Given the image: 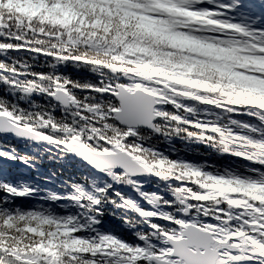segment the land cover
<instances>
[{
	"label": "trees",
	"instance_id": "trees-1",
	"mask_svg": "<svg viewBox=\"0 0 264 264\" xmlns=\"http://www.w3.org/2000/svg\"><path fill=\"white\" fill-rule=\"evenodd\" d=\"M72 2L74 4L81 2L89 4L93 0H72ZM122 2L127 3L130 0H122ZM243 3L247 14L239 11L232 12L229 18L250 28L264 29V0H243ZM158 6H162V2ZM199 6L212 7L213 5L206 3ZM189 11V8L185 7L171 13L176 24L175 31L170 30L166 22L155 17L144 16L141 13L135 14V19L141 23L143 30L155 36L156 39H163L165 42L176 39L177 43L175 45L169 43L168 48L174 59L179 60L181 56L190 58L187 65H178L185 72L187 66L208 58V52L202 50L201 45L209 42L202 38L208 36L209 33L203 32L200 36H193L191 30L203 28L212 19L211 16L194 18L189 14ZM38 17L37 14L32 16L20 13L16 8L4 3L3 0L0 1V42L12 45H24L25 40L31 42L30 48H26L25 45L20 49H0V64L14 65L13 69L6 66L0 69V97L7 98L12 104L18 105L17 113L23 109L25 114L31 113L34 120L41 121L39 125L30 121L28 125H31V129L55 137L57 141L64 143L77 141L81 144L91 145L89 148L92 150L111 151L121 148L130 152L137 161L142 163L149 170V174L132 177L124 173L123 179L117 181L107 171L100 172L71 155L63 143L47 140L34 142L9 133L0 134V153L6 154H0V207L13 212L17 209L25 213L36 210L50 212L61 217L74 216L87 226L81 232L74 234L72 230L77 226L76 223L71 225L40 224L39 233H43V235H39V233L33 235L26 231L25 227L32 225L36 227L39 221L26 217L24 220H20L19 224L15 222L16 227L9 230L12 235L19 237L23 244L43 243L53 252L64 251L65 244L71 251L88 250L91 252L98 244L100 248L96 249V252L100 253L101 260L105 258L103 255L115 256L118 252L121 253V259L128 260L130 257L126 255L127 249H121L119 243L104 240L103 237L110 235L119 241L132 244L158 243V237L153 234V229L150 227L153 218L145 215L148 211L156 214L164 211L179 213L182 208L191 206L192 208L189 210L191 216L206 223V229L208 228L212 232L221 228L217 221H212L213 216L221 220H230V223L226 222L223 226V234L217 233L215 237L220 240H230L234 244H237V241H234L233 237L237 235L238 231L246 234L245 239H252L253 237L247 235L248 233L264 228V224L253 220L249 215L252 210L256 212L257 216L264 214V209L256 206L264 204V186L253 189L248 187L252 181L245 180V183H238V180L244 179L246 175L258 177V172L254 170L264 169V165L234 154L246 152L245 149H254L253 146L240 142V137L244 133L240 128L232 126L230 122L229 126L233 127L232 136L236 139L233 140L230 137L224 143L220 142L221 133L215 131L218 125H214L213 122L222 120L223 117L219 113V108L214 107L212 103L178 97L177 99L191 110L176 109L170 102L164 105L175 115L178 114L182 117L180 121L172 119L167 131L156 132V126L151 129L137 127L145 134L139 137L145 148L155 145L153 150L159 152L162 158L167 156L169 161L175 163L178 168L183 167L184 171L188 173L186 176L165 167L149 166L148 162L135 150H129L125 144L120 143L119 137L116 141H109L113 145L112 147L101 148L94 147L90 142H83V138L79 134L72 139L63 140L53 134L50 124L44 125V121L49 120L50 116L72 123L73 116L83 119L87 115L88 110L83 109L82 106L77 112L76 104L78 100H84L85 97L91 100L93 93L75 86L74 82L98 84L103 81L106 72L109 75L111 72L96 68L92 64L73 60L59 61L52 55H43L36 51L47 50L44 47H33V43L43 44L42 39L33 41V37L47 36L50 38L51 36L53 40L58 39L56 37L61 40L68 38L64 31H61L57 36H53L52 33L41 35L33 27V24L39 21ZM71 26L75 28L76 22H73ZM181 30L184 31L181 32ZM176 32H180V35L177 36ZM184 37H191V39L185 40ZM194 41H199V43ZM237 55L241 57L240 63L236 64L234 61H229V63L233 64L234 70L242 72L240 80L245 79L249 70L258 71L260 67L264 66L260 63H253V61H264V57H256L246 48L242 47ZM245 56H248L247 61L243 59ZM245 64H247V68L244 66ZM124 66L134 67V65ZM39 73L46 74L47 78L38 79L35 74ZM189 76L196 78L195 71ZM64 77L68 78L67 81ZM262 79L264 78H256L257 82ZM119 80L122 83L128 82L123 74ZM236 80L237 78L233 77L231 83L235 85ZM32 81L37 83L35 86H31L32 91L26 92L25 89ZM59 84H63L64 87H59ZM41 88L47 89V91H43ZM58 89H63L69 96L74 97L69 108L50 97V94L55 93ZM228 90H231L234 96L239 88L233 87ZM190 91L196 93L197 86H191ZM256 94H259V91ZM66 109L71 110L66 111ZM8 116L15 124L25 126L22 122H18V115ZM160 119L158 118L155 125ZM232 119L257 128L259 131L254 132L253 135L264 137V112H258L255 109L241 110L234 112ZM197 124L201 126L197 127ZM129 129L136 128L129 127ZM89 131L95 132L96 130L89 129ZM150 133L156 134L150 135ZM192 133H196V135L193 136ZM93 138L95 137L93 136ZM103 139H107V137H103ZM183 165L194 168L191 170ZM113 172L123 173L124 171L113 169ZM166 172H171V174H164ZM215 176L228 178L232 182L218 183L216 184L218 188H210V185H215L213 179ZM4 185H11L17 189L28 188L31 191L27 195L20 196L7 192ZM78 188L85 193L81 198L77 191ZM101 188H106L107 192H99L98 189ZM177 189H181L179 192L182 203L176 202ZM233 189H237V191L234 192ZM118 193L119 195H117ZM53 194L60 198L52 199ZM88 195L100 197L102 203L95 205L88 199ZM150 195H159L163 199L152 204L147 200ZM72 197H76V199ZM225 197L227 201H225ZM257 197L260 199L257 200ZM170 201L176 202L173 208L166 207ZM221 212H226L228 215L220 216ZM92 217H95L99 222L91 223ZM208 221L211 223H207ZM245 221L256 227L245 226ZM155 222L163 223L158 220ZM21 233H23L22 236ZM28 236H31L34 242L28 241ZM139 237H148V240L144 242ZM48 240H52L53 243L49 245ZM74 241L80 242L74 243ZM227 251L236 255H249L248 251L243 252L241 249H227ZM5 261L6 264H20L11 257H6ZM104 264H107V261H104ZM233 264H264V257L257 256L255 259L237 260L233 261Z\"/></svg>",
	"mask_w": 264,
	"mask_h": 264
},
{
	"label": "snow or ice",
	"instance_id": "snow-or-ice-1",
	"mask_svg": "<svg viewBox=\"0 0 264 264\" xmlns=\"http://www.w3.org/2000/svg\"><path fill=\"white\" fill-rule=\"evenodd\" d=\"M51 3L52 7L38 17L40 23L64 28L70 43L79 42L72 39V33L76 31L79 33L81 40H87L86 46L94 47L100 54L110 57L115 63H105L98 58L89 59L86 56L56 55L55 58L59 61L73 60L92 64L96 68L121 73L128 81L122 83L117 80L114 83L108 82L107 84L102 81L99 84L82 87L89 93L115 97L118 103L115 107L108 109L109 116L105 119H116L121 124L129 127L133 126L132 120L135 119L136 127L142 125L155 127V120L162 118L163 115L157 111L158 101L162 96L165 105L170 102L176 109L183 108L185 111L191 109L183 105L177 99L178 97L223 107V104H217L209 97L205 98L202 93H225L233 96L232 91H227L233 87L239 88V91L235 92L234 95L236 105L258 107L264 103V79L259 82L256 80L257 77L264 78V66L260 67L258 71L249 70L245 79L240 80L239 77L242 72L234 70L233 64L229 63V61H234L236 64L240 63L241 57L237 55V52L242 47L250 50L251 54L256 57H264V29L250 28L229 18L232 12L239 11L247 14L243 0H162V6H158L160 0H130L127 3L122 2V0H93L89 4L83 2L74 4L72 0H65L63 5L58 0H51ZM206 3L213 6H199ZM185 7L189 8V14L194 18L212 17L203 28L191 30L193 36H200L203 32L209 33L208 36L202 37L209 40V42L201 45V49L208 52V58L198 60L196 64L187 66L186 72L182 71L178 65H187L190 58L181 56L179 60L174 59L168 48L169 43L172 45L177 43L176 39H172L170 42L156 39L155 36L145 32L141 23L135 19L136 13L155 17L166 22L169 29L175 31L176 24L171 13ZM57 10L62 13V16L56 14ZM78 18L80 19L78 20ZM73 22L77 24L75 28L71 26ZM85 29H91V31L86 32ZM40 34L46 35L43 31ZM176 35L179 36L180 32H176ZM184 39H191V37H184ZM194 42L199 43V41ZM30 43L27 40L24 41V45L0 42V49H20L25 45L26 48H30ZM36 51L43 55H53L52 52ZM243 59L247 61L248 56L243 57ZM253 63L264 65V61H253ZM124 65H134V67ZM244 66L247 68V64ZM3 68V64H0V69ZM194 71L196 78H190L189 74ZM35 75L40 80L47 78L44 73ZM233 77L237 78L235 85L231 83ZM33 86H35L34 83ZM191 86H197L196 93L190 91ZM59 87L63 88L64 85L59 84ZM41 90L47 91L44 88H41ZM25 91H32V87L26 88ZM257 91H259V94H256ZM149 92L160 95H149ZM165 92L167 95H164ZM53 95L64 104L74 100L72 96L63 97L55 93ZM3 115H12V113H4ZM172 119L180 121L182 117L176 114ZM48 124L49 121L45 120L44 125ZM196 126L200 127L201 125L197 124ZM3 127L9 126L3 120H0V128ZM24 127L31 129V125H25ZM247 127L252 132L259 131L253 126ZM215 131L218 130L215 129ZM39 135L50 142L64 143L44 133ZM89 139L95 138L90 137ZM104 142L109 143L107 139H104ZM247 144L253 146L254 150L251 153L237 152L234 154L264 165V140L257 141L249 138ZM90 146L81 144L79 154L95 167L107 171L117 181L122 180L123 174L129 172L128 165L122 159L124 154L115 151L111 153L105 151L87 153L85 150ZM0 154L6 155L4 153ZM160 164L163 165L164 161L161 160ZM117 166L122 167L124 172H113V169ZM254 171L258 172V177L250 176L238 180V183H245V180L252 181L248 184V187L253 189L264 186V169H255ZM224 182L230 183V181ZM3 187L7 192L20 196L27 195L31 191L28 188L17 189L11 185H4ZM77 191L80 193V198L85 195L81 189L78 188ZM98 191L106 193L107 189L101 188ZM176 191L179 192L181 189ZM233 191L235 192L237 189H233ZM59 198L55 194L52 196L54 200ZM72 198L76 199V197ZM88 199L95 205L102 203L100 197L88 195ZM162 199L159 195L147 197V200L152 204ZM259 199L257 197V200ZM225 201H227L226 197ZM176 202H183L179 195H177ZM176 202L170 201L166 204V207L173 208ZM256 206L264 209V204ZM145 215L153 218L150 227L153 229V234L158 237L159 242L155 244H132L105 235L104 240L119 243L121 249H127L126 255L130 259H121V253L118 252L115 256L103 255L105 258L101 260L100 253L96 252V249L100 248L98 244L91 252L88 250L83 252L71 251L67 244H65L64 251L53 252L49 247H45L43 243L23 244L18 237L12 235L9 231L16 227L15 221L17 218L24 220L26 217H30L39 221L36 227L25 229L33 235L39 232L40 224L49 223L67 225L76 223L77 226L72 231L77 234L87 227L79 222L78 217H61L50 212L36 210L25 213L17 209L13 212L0 207V264H6V257H11L20 264H66V262L67 264H93V262L104 264V261H107V264H233V261L237 260L255 259L257 256L264 257V228L248 233L247 235H251L252 239H245L246 234L240 231L233 237L237 244H228V249L238 248L248 251L249 255L244 256L224 251L221 247L222 244L217 243L214 239L217 233L223 234V226L226 222L230 223V220H221L213 216L212 221H217L221 228L210 233L205 230L206 223L192 217L187 207L182 208L179 213L164 211L156 214L148 211ZM219 215L227 216L228 214L221 212ZM249 215L253 220L264 224V214L257 216L256 212L252 210ZM157 220L163 221V223H156ZM98 222L95 217L91 218V223ZM207 223H211V221ZM244 225L249 228L256 227L247 221L244 222ZM40 235H43V233H40ZM139 239L146 242L148 237H139ZM79 242L74 241V243ZM47 243L51 245L53 242L48 240Z\"/></svg>",
	"mask_w": 264,
	"mask_h": 264
},
{
	"label": "clouds",
	"instance_id": "clouds-1",
	"mask_svg": "<svg viewBox=\"0 0 264 264\" xmlns=\"http://www.w3.org/2000/svg\"><path fill=\"white\" fill-rule=\"evenodd\" d=\"M33 27L37 30V32H45V33H52L53 36H57L62 30L60 27L50 26L46 24H41L39 21H36L33 24ZM85 31H91V29H85ZM33 41L36 39H42L43 44L36 45L33 43V47H44L47 51L53 53V57L56 55H66L67 56H86L89 59H100L104 61L105 63H115L110 57L104 56L100 54L94 47L86 46L87 40H81L79 33L76 31H73L72 39L79 41L78 43H69V38L66 39H51L47 36L41 38V37H33ZM19 62V61H17ZM3 66L8 67L9 69H13L14 65H5ZM93 66V65H92ZM111 72V71H110ZM121 73H114L111 72V75L108 74V72L105 73V77L103 79V82L107 84L109 81L116 82L119 80V77L121 76ZM64 79L67 81V77H64ZM36 84L37 82L32 81L29 82V87ZM43 83V82H40ZM77 87H86L91 85L90 83L81 84L79 81L74 82ZM99 84V83H98ZM231 91V90H227ZM164 95H167L165 92ZM202 95H205L209 97L211 100L215 101L217 104H223V107L219 108V113L223 117L222 120L214 121V125H218L216 129L217 132L221 133L220 142L224 143L227 141L230 137L235 140L236 137L232 136L233 133V127L229 126V122L232 126L240 128V130L244 133L243 136L240 137L241 143H248L249 138L260 141L264 140V137H257L253 135L254 132L248 131L250 128L247 126H250L248 123H238L237 121L233 120V113L238 112L241 110H252L255 109L258 112H264V103H262L258 107H250V106H241L236 105L234 103L235 97L226 95L225 93H202ZM117 101L115 97L108 96V95H98L93 94L91 100H89L87 97H85L84 100H78L76 104L77 112L80 111L81 106L83 109L88 110L87 115L80 119L78 116H73L72 123H68L64 119H57L55 117L50 116L49 117V124L51 127V130L53 131V134L58 135L62 140L63 139H72L77 134H79L83 138V142L88 143L90 142L94 147H112L113 145L110 143H105L103 137H107L108 141H116L117 137H119V142L126 145V147L129 150H135L139 155H141L149 164V166L152 165H158L160 164V161L163 159L164 164H167L168 169H172L177 167L174 163L169 161V158L167 156L161 157V154L159 152H155L152 147H147L140 142L139 137L145 135L143 131L136 129H129L128 126L121 124L116 119H105V117L109 116L108 109L111 107H115L117 105ZM165 100L162 96L161 99L158 101V107L157 111L162 113V118L156 123V132H165L168 130V125L172 121V117L175 115L174 112L171 110H168L164 107ZM18 105L12 104L10 101L7 100V98L0 97V113H12L13 115H18V122H22L25 125H28L31 121L32 123L39 125L40 120L39 119H33V116L31 113L25 114V110L21 109L19 110V113H17ZM94 109V110H93ZM71 109H66V111H70ZM114 115V114H112ZM7 123V121H4ZM71 129V131H69ZM89 129H95V132L89 131ZM184 131H187V129H184ZM156 133H150V135H155ZM191 135L195 136L196 133H192ZM95 137V139L89 140V137ZM143 149V151H141ZM244 151L251 153L252 149H245ZM162 166V165H161ZM164 174H171V172H166ZM234 175V174H233ZM250 176H245V178H248ZM211 182V181H207ZM17 224L20 223V220L17 218L15 221ZM23 233H21V236ZM19 238V237H18ZM28 241H33V238L31 236L27 237ZM34 242V241H33ZM95 243V241H93ZM221 247L224 251H227L228 244H222ZM67 264V262H66Z\"/></svg>",
	"mask_w": 264,
	"mask_h": 264
},
{
	"label": "water",
	"instance_id": "water-1",
	"mask_svg": "<svg viewBox=\"0 0 264 264\" xmlns=\"http://www.w3.org/2000/svg\"><path fill=\"white\" fill-rule=\"evenodd\" d=\"M55 94L60 95V96H63V97H68V93L65 90H63V89H58V91H56ZM148 94L149 95H153L150 92ZM50 97L54 101H57L58 103L60 102L64 107H67V108L70 107L71 101L68 104H64L61 100L56 99L55 96L53 95V93L50 94ZM0 120L7 121L6 125L9 126V127L0 128V134L9 133V134H12L14 136H19L21 138H25L27 140L30 139V140H32L34 142H39V141H44L45 140L42 137H40V135H39L40 132H36V131H34L32 129L29 130V129L25 128L22 125H19L17 123L16 124L13 123L9 119V117L7 115L0 114ZM132 124H133V126H131V128H137L136 127V121H135V119L132 120ZM139 127H142V128H145V129H147V128H150V129L151 128H154L153 126H145V125H142V126H139ZM65 146L70 151L71 155L76 156L82 162L86 163L87 165H90L92 168L97 169L100 172H103V170L98 169L92 163H90L87 159H85L84 156H82V155L79 154L81 144H78L76 142H72V143H65ZM85 151L87 153L99 152V151H96V150H92L90 148H87ZM116 152L121 153V154H124L123 157H122V159L126 162V164L129 167V172L126 173L127 175L129 174L132 177H139V176H145V175H148L149 174L147 168L142 163H140L139 161H137L136 159H134L133 156L131 155V153L126 152V151L121 150V149H117ZM108 153H111V152H108ZM114 169L115 170L120 169V170H123L124 171V169L122 167H119V166H117ZM205 230L206 231H209L211 233V231L209 229H205ZM214 239L219 244H225V243L226 244H232L230 242V240L229 241L228 240L227 241L217 240L215 237H214ZM228 250H230V249H228ZM234 250H240V249L237 248V249H234ZM242 251L243 252H246V250H242Z\"/></svg>",
	"mask_w": 264,
	"mask_h": 264
},
{
	"label": "rangeland",
	"instance_id": "rangeland-1",
	"mask_svg": "<svg viewBox=\"0 0 264 264\" xmlns=\"http://www.w3.org/2000/svg\"><path fill=\"white\" fill-rule=\"evenodd\" d=\"M1 1V0H0ZM4 1V3H6L7 5H10V6H12V7H14V8H16V10L18 11V12H20V13H25V14H29V15H34V14H37V15H42V14H44L46 11H47V9L48 8H51L52 7V3H51V0H3ZM58 2L61 4V5H63L64 3H65V0H58ZM160 2H162V0H160ZM56 14L57 15H61L62 16V13L61 12H59V10H57V12H56ZM80 18H78V20H79ZM151 93V92H150ZM69 96V95H68ZM71 105V104H70ZM67 108V107H66ZM8 116V115H7ZM9 117V116H8ZM10 119V118H9ZM11 120V119H10ZM158 120V119H157ZM156 120V121H157ZM12 121V120H11ZM155 121V122H156ZM13 122V121H12ZM14 123V122H13ZM20 125V124H19ZM131 128V127H130ZM33 130V129H32ZM35 131V130H34ZM37 132V131H36ZM39 132V131H38ZM41 133V132H40ZM44 141H46V140H44ZM72 142H76V143H78L77 141H72ZM72 142H67V143H72ZM64 145H65V143H63ZM78 144H81V143H78ZM66 147V146H65ZM89 148V147H88ZM91 149V148H90ZM117 149H121V148H116L115 150H111V151H105V152H113V151H115L116 152V150ZM121 150H123V149H121ZM97 151V150H96ZM125 151V150H124ZM126 152H128V151H126ZM130 153V152H129ZM134 158V157H133ZM135 159V158H134ZM173 163V162H172ZM175 164V163H174ZM176 165V164H175ZM158 167H165L166 169H168V167H167V164H163L162 166H161V164H158L157 165ZM184 167H186V168H188V169H193L192 167H190V166H188V165H183ZM148 170V169H147ZM169 170H171V169H169ZM172 170H174L175 172H177L178 174H180V175H184V176H186L188 173L186 172V171H184V169H183V167H180V168H178V167H175V168H172ZM148 173H149V170H148ZM214 179V181H215V185H210V188H218V185H216V184H220V183H226V182H224V181H230V183L232 182V180H230V179H228V178H222V177H217V176H215V178H213ZM176 194L177 195H179L180 197H181V194H180V192H176ZM187 208H189V209H191L192 207L190 206V207H187ZM28 227H33L34 228V226L32 225V226H27V227H25V229L26 228H28ZM206 229V228H205ZM208 229V228H207ZM210 230V229H209ZM211 231V230H210ZM212 232V231H211ZM39 233V232H38ZM39 235H40V233H39ZM215 237V236H214ZM216 238V237H215ZM217 240H220V239H217ZM223 241H226V240H223ZM232 244H234V243H232ZM235 245V244H234Z\"/></svg>",
	"mask_w": 264,
	"mask_h": 264
}]
</instances>
